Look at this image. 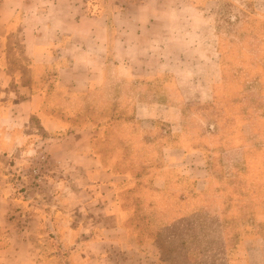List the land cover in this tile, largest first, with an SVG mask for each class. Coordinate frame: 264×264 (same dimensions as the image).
<instances>
[{
    "label": "rangeland",
    "instance_id": "rangeland-1",
    "mask_svg": "<svg viewBox=\"0 0 264 264\" xmlns=\"http://www.w3.org/2000/svg\"><path fill=\"white\" fill-rule=\"evenodd\" d=\"M212 2L204 21L190 9L179 21L166 16L163 43L138 66L144 76L110 63L80 107L49 109L69 113L67 135L92 128L85 141L64 145L72 151L65 162H80L77 150L100 160L111 177L91 190L117 203L122 230L109 227L111 214L104 224L83 220L84 174L54 170L41 145L10 172L13 224L4 227L32 226V214L55 210L40 231L26 232L33 264H75L77 245L101 236L111 260L224 264L264 239V0ZM59 196L68 215L75 209L67 230ZM5 242L0 224V248Z\"/></svg>",
    "mask_w": 264,
    "mask_h": 264
},
{
    "label": "crops",
    "instance_id": "crops-1",
    "mask_svg": "<svg viewBox=\"0 0 264 264\" xmlns=\"http://www.w3.org/2000/svg\"><path fill=\"white\" fill-rule=\"evenodd\" d=\"M213 7L212 0H143L134 4L121 0H0V224L6 238L0 248V264H33L30 251L35 243L26 232L40 231L41 219L49 215L48 221L55 213L32 214V226L4 228L13 224L8 217L13 205L10 172L19 169L24 156L35 154L41 145L53 159L54 170L84 174L85 197L78 201L83 220L104 224L111 214L114 223L109 227L122 230L117 203L110 207L105 196H93L91 190L99 180L111 177L100 160L77 150L80 162H65L72 151L64 145L71 139L85 141L92 128L78 136L81 130L74 127L77 136L67 135L66 125L72 123L69 113L49 109L80 107L81 97L104 82L110 63L118 64L129 77L144 76L146 70L138 66L157 53L152 45L163 43L162 29L170 26L168 17L179 21L190 9L204 21ZM47 203L55 200L48 197ZM58 204L62 212L56 211L67 230L75 209L68 215L70 208L60 196ZM14 230L19 231L17 240L11 238ZM107 243L103 236L92 245L81 241L76 259L72 254L74 263L85 264V258L91 257L103 264H137L120 255H113L112 260L106 257ZM15 252L18 259L13 257ZM224 264H264V239Z\"/></svg>",
    "mask_w": 264,
    "mask_h": 264
},
{
    "label": "built area",
    "instance_id": "built-area-1",
    "mask_svg": "<svg viewBox=\"0 0 264 264\" xmlns=\"http://www.w3.org/2000/svg\"><path fill=\"white\" fill-rule=\"evenodd\" d=\"M121 1H123V2H125V3H128V2H130V3H140V2H142L143 0H121Z\"/></svg>",
    "mask_w": 264,
    "mask_h": 264
}]
</instances>
